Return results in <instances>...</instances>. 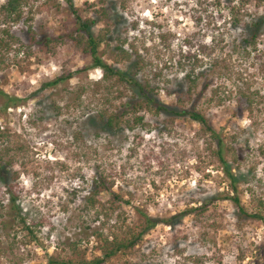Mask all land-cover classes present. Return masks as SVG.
I'll list each match as a JSON object with an SVG mask.
<instances>
[{
  "label": "rangeland",
  "instance_id": "obj_1",
  "mask_svg": "<svg viewBox=\"0 0 264 264\" xmlns=\"http://www.w3.org/2000/svg\"><path fill=\"white\" fill-rule=\"evenodd\" d=\"M4 1L0 0V41L8 45L0 46V89L23 102L7 111L0 102V131L9 134L0 141V152L19 173V207L37 224L40 240L25 245L27 232L17 227L7 234L0 230L4 245L17 242L14 250L0 255V264H47L50 255H69L72 243L85 249L88 259L100 255L98 233L113 230L115 218L108 220L89 202L97 173L107 175L114 190L130 201L127 224L132 226L140 223L135 207L167 217L200 205L201 198L208 203L202 214L185 216L175 229L158 224L139 245L105 264H264V223L240 218L230 200L211 201L230 192L229 182L198 122L185 118L165 123L164 116L146 110L141 112L143 123L106 128L101 115L120 111L133 94L131 88L103 81L102 70L70 44L45 54L31 40V32L38 39L70 33L75 27L71 4L90 15L86 3L94 0H28L20 19L5 13ZM106 3L108 20L101 18L94 28L96 34L107 25L114 29L101 46L103 59L126 70L129 61L120 60L117 47L137 49L145 58L143 75L160 88L165 103L175 101L168 91L186 89V71L179 64L184 54L190 51L202 59L197 70L218 61L210 75L215 85L224 86L225 100L209 105L206 94L199 108L238 147L240 171L250 179L239 185L242 203L249 211L257 209L264 200V25L253 43L245 38L252 33L249 25L264 14V2ZM201 45L208 48L202 50ZM70 72L73 77L67 82L42 87ZM241 77L254 92V105L234 114L244 103L236 86L243 85ZM101 197L103 202L110 198L108 192ZM10 212L0 183V221Z\"/></svg>",
  "mask_w": 264,
  "mask_h": 264
},
{
  "label": "trees",
  "instance_id": "obj_2",
  "mask_svg": "<svg viewBox=\"0 0 264 264\" xmlns=\"http://www.w3.org/2000/svg\"><path fill=\"white\" fill-rule=\"evenodd\" d=\"M252 0H238L239 6H246ZM258 4L264 0H255ZM71 3V0H69ZM107 0H94L88 5L90 15L83 14L80 10L74 8L71 4V11L75 16L74 29L65 35H56L48 33L38 39V37L31 32V40L40 45V50L45 54L52 52L54 48L60 44H70L75 47L84 55H87L92 60V67H98L102 70V80L105 82L113 81L115 85H128L132 90V95L122 105L120 111L113 112L106 118L102 116L103 125L106 128L117 129L122 124L131 126L130 122L143 123L145 115L141 112L152 111L160 116H164V122L170 123L176 119L189 118L200 124L199 132L204 137L205 142L212 150L213 155L218 158L221 164V170L226 176L229 184L230 192L219 195L220 197L213 196V199L230 200L237 214L240 218H248L252 221H261L264 223V200H259L258 208L249 211V209L242 203L241 192L239 185L241 182L249 183V173H242L240 171V157L238 147L229 140L224 134L223 130H219L214 125L212 118L208 115L207 111L199 108V104L206 96L207 104L219 106L223 104L225 94L223 85H215L210 71L218 64L215 59L207 69H198L202 63V59L197 57L196 53L187 52L179 59V64L186 71L184 74V81L186 89L178 87V89L168 91L169 94L175 95V101L172 103H165L159 97L160 88L143 75L145 69V58L138 52L137 49L123 48V45L117 47L119 50L120 60L129 61L128 68L121 70L114 64H109L103 59L101 53V46L109 40L110 35L113 33V28L110 25L101 33H95L94 28L101 21V18L108 20L109 9L107 7ZM28 0H5L1 8L9 16L15 19H20L23 13L24 6ZM98 6V7H97ZM264 25V14L258 17L249 25L251 28V35L245 38L247 43H253L256 37L262 30ZM13 37V36H12ZM15 40V38H14ZM187 44H191L187 41ZM8 42L0 41V46H7ZM208 47L202 46V50ZM215 48L213 47L211 51ZM1 55V54H0ZM2 61V57L0 56ZM143 72V73H142ZM142 73V74H141ZM141 74V75H140ZM73 77V73L61 74L47 83L43 84V88L56 87L61 83L67 82ZM243 82V78H239ZM237 86V93H239V101L244 102L240 109L233 111L234 114H242L244 111L253 109L254 105V92L251 91V86L248 81H244L243 85ZM84 90V89H82ZM118 92L123 96L124 92L118 89ZM0 102L1 108L7 111L9 108H18L23 99L16 95H9L0 89ZM244 105V106H243ZM242 113H240V111ZM130 115L129 117H127ZM9 136L7 131H0V141L5 140ZM10 160L4 161V154L0 152V183L3 185L5 192L8 195V205L11 209L9 218L1 219L0 230L10 232L17 227L23 232H27L25 236L28 238L23 244L27 245L31 242H38L39 236L36 233L37 224L29 221L25 214L22 213L19 207L20 192L15 184L19 178V173L13 169ZM253 170V168H252ZM254 176V175H253ZM92 187V194L89 202L92 207H99L108 220L115 218L114 228L107 234L98 233L99 238V251L100 255L87 258L86 250L79 248L78 244L72 243L70 246V253L67 256L63 255H50L47 264H105L113 257L121 252H125L135 248L144 239L145 235L155 226L160 223L169 225L175 229L183 218L187 215L202 214L208 206L206 198H201L200 205L195 207H187L167 217H158L149 214L147 211L140 207H135L139 217L140 223L132 226L127 224L128 213L126 206L130 205V201L125 199V195L121 192L114 190V181H111L107 175L97 173L94 178ZM108 192L110 198L103 202L101 194ZM18 232L15 231L14 236ZM3 237L0 235V255L9 249L14 250L16 241L11 240L4 245ZM3 244V245H2ZM17 248V247H16ZM14 264H19L14 262Z\"/></svg>",
  "mask_w": 264,
  "mask_h": 264
}]
</instances>
